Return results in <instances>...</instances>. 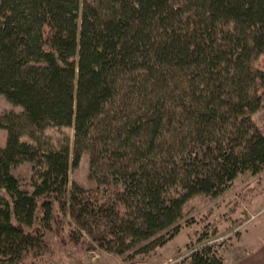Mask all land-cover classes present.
<instances>
[{"label":"trees","instance_id":"16d2710c","mask_svg":"<svg viewBox=\"0 0 264 264\" xmlns=\"http://www.w3.org/2000/svg\"><path fill=\"white\" fill-rule=\"evenodd\" d=\"M260 55L264 0H0V94L22 108L0 113V264L65 225L81 248L148 256L194 197L263 173ZM85 154L89 188L70 182ZM208 229L188 264H225Z\"/></svg>","mask_w":264,"mask_h":264},{"label":"rangeland","instance_id":"374dc122","mask_svg":"<svg viewBox=\"0 0 264 264\" xmlns=\"http://www.w3.org/2000/svg\"><path fill=\"white\" fill-rule=\"evenodd\" d=\"M256 65L264 70V55L258 57ZM21 110V107L14 106L0 94V113ZM253 119L264 132V105L253 115ZM47 133L55 141L63 135L70 137L72 142L74 140L72 127L61 130L50 128ZM6 140L7 131L0 129V147L6 145ZM15 173L25 184L27 166L17 168ZM70 182H77L87 188L94 187V182L89 179L87 154L83 155L77 168L71 169ZM184 213L180 233L156 252L145 257L126 261V257L81 248L80 244L69 240V228L65 225L57 237L51 233L46 234L48 248L35 260L29 258L27 264H188L189 247L198 246V238L206 226L211 232L217 229L218 235L210 237V240L206 239L205 242L208 240L221 244L225 264L232 263L264 241V172L259 175L249 172L240 175L233 185L218 197H194L185 206Z\"/></svg>","mask_w":264,"mask_h":264},{"label":"crops","instance_id":"0c3cea01","mask_svg":"<svg viewBox=\"0 0 264 264\" xmlns=\"http://www.w3.org/2000/svg\"><path fill=\"white\" fill-rule=\"evenodd\" d=\"M228 264H264V241L256 244L243 257H239L237 260Z\"/></svg>","mask_w":264,"mask_h":264}]
</instances>
